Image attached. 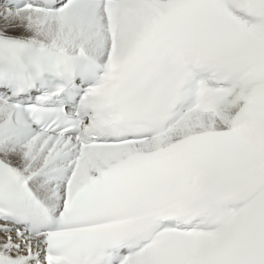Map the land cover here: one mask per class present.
I'll use <instances>...</instances> for the list:
<instances>
[{
  "label": "snow or ice",
  "instance_id": "6c2138e0",
  "mask_svg": "<svg viewBox=\"0 0 264 264\" xmlns=\"http://www.w3.org/2000/svg\"><path fill=\"white\" fill-rule=\"evenodd\" d=\"M0 264H264V0H0Z\"/></svg>",
  "mask_w": 264,
  "mask_h": 264
}]
</instances>
